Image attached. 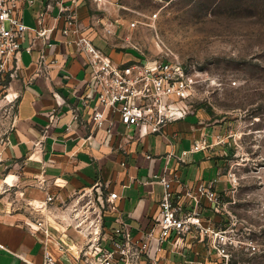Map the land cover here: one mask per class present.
<instances>
[{"label": "crops", "instance_id": "1", "mask_svg": "<svg viewBox=\"0 0 264 264\" xmlns=\"http://www.w3.org/2000/svg\"><path fill=\"white\" fill-rule=\"evenodd\" d=\"M50 0H20L24 23L29 27L23 40L20 69L6 85L12 120L0 137V264H42V235L31 215L29 204L43 203L46 192L75 190L101 185L109 192V210L104 223L110 228L126 225L133 237L140 239L159 214L164 187L159 177L172 178L176 191L193 190L201 182L218 180L216 190L229 198L222 175L224 165V124L207 123L201 112L171 124L162 134L134 138L135 129L116 123L109 134L110 123L97 129L91 113L84 108L80 94L87 92L89 67L72 45L62 41L60 28L50 37L54 45L36 37L37 18ZM143 0H108L100 10L96 3L84 0L78 8L79 28L83 37L91 39L115 62L131 63L144 58L148 42L141 32L144 18H151ZM58 8L47 18L46 27L55 26ZM153 15V14H152ZM115 23L112 34L105 25ZM137 22L133 27L132 23ZM33 47V52L27 48ZM47 48L44 62L40 56ZM77 111L80 116L77 117ZM118 117V116H117ZM204 118V120H203ZM206 139L209 147L180 160L196 140ZM64 185V190L55 181ZM46 186V187H45ZM56 186V187H53ZM107 197V198H108ZM190 206H193L191 201ZM203 216L222 224V214L205 203ZM73 244L80 241L74 230L69 231ZM156 245V244H155ZM54 254L60 252L50 244ZM158 257L165 264H181L195 260L194 254L172 252L170 242L163 245ZM71 258V257H70ZM62 261L63 264H74Z\"/></svg>", "mask_w": 264, "mask_h": 264}, {"label": "built area", "instance_id": "2", "mask_svg": "<svg viewBox=\"0 0 264 264\" xmlns=\"http://www.w3.org/2000/svg\"><path fill=\"white\" fill-rule=\"evenodd\" d=\"M82 1L50 0L46 10L37 18V28L33 31L50 48L54 45L50 35L59 27L64 38L62 42L74 46L76 52L85 58L86 67L91 69L90 79L87 92L79 97L84 108L91 113L96 128H103L108 121V133L111 134L115 124L122 123L128 128L133 127V137L139 139L148 134H162L171 124L193 114L192 101L200 83L194 69L163 56L149 58L140 48L144 58L125 64L115 62L91 39L81 35L78 8ZM91 1L105 11L108 0ZM54 6L58 8L55 26L47 28V18ZM157 17L158 13H154L150 20ZM136 24L134 22L132 26ZM143 24L153 27L146 22ZM114 27L113 22L106 24V33L112 34ZM28 30L31 29L24 23L20 0H0V81L14 78L20 69L23 40ZM32 48L27 51L33 52ZM46 52L47 48L41 54L40 62L45 61ZM76 116H80L78 111ZM208 147L206 139L196 140L190 150L182 153L180 160ZM233 181L230 179L232 186ZM176 182H179L178 175L170 179L159 177V183L164 187L160 211L153 226L144 231L140 239L133 237L126 225L106 226L102 210L89 207L90 202L87 206H80L81 199L89 191L98 189L97 186L68 194L53 192L49 188L40 206L29 204L38 228L36 231L42 235V264L73 263L71 258L75 260L74 264H165L167 258L156 254L164 250L166 242H170L172 252L178 245H183L185 250L180 254L184 258L188 252L194 254L195 260L185 259L181 264H231L236 241L228 236L227 228H221L203 216L205 203L220 214L226 208L227 202L216 190L218 180L204 181L193 190L182 191L174 189ZM54 184L59 189L65 188L58 180ZM230 190L226 188L225 191ZM76 196V200H72ZM69 200H72L70 206L67 204ZM70 230L77 232L80 241L71 243ZM50 244L56 245L59 255L54 254Z\"/></svg>", "mask_w": 264, "mask_h": 264}, {"label": "rangeland", "instance_id": "3", "mask_svg": "<svg viewBox=\"0 0 264 264\" xmlns=\"http://www.w3.org/2000/svg\"><path fill=\"white\" fill-rule=\"evenodd\" d=\"M143 1L151 16L158 13L144 18L153 25L141 32L145 54L194 69L200 82L194 111L207 123L224 124L222 175L231 190L218 224L237 243L231 264H264V0ZM9 103L1 80L0 137L12 120ZM108 194L100 185L80 206L90 202L104 214Z\"/></svg>", "mask_w": 264, "mask_h": 264}, {"label": "trees", "instance_id": "4", "mask_svg": "<svg viewBox=\"0 0 264 264\" xmlns=\"http://www.w3.org/2000/svg\"><path fill=\"white\" fill-rule=\"evenodd\" d=\"M10 81V77H7L5 80H4V85H7Z\"/></svg>", "mask_w": 264, "mask_h": 264}, {"label": "bare ground", "instance_id": "5", "mask_svg": "<svg viewBox=\"0 0 264 264\" xmlns=\"http://www.w3.org/2000/svg\"><path fill=\"white\" fill-rule=\"evenodd\" d=\"M42 203L37 204L36 206H40Z\"/></svg>", "mask_w": 264, "mask_h": 264}]
</instances>
